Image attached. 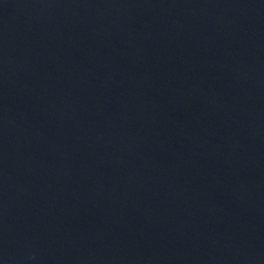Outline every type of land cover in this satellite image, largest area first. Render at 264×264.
<instances>
[{"label":"water","instance_id":"95a60500","mask_svg":"<svg viewBox=\"0 0 264 264\" xmlns=\"http://www.w3.org/2000/svg\"><path fill=\"white\" fill-rule=\"evenodd\" d=\"M0 264H264V0H0Z\"/></svg>","mask_w":264,"mask_h":264}]
</instances>
